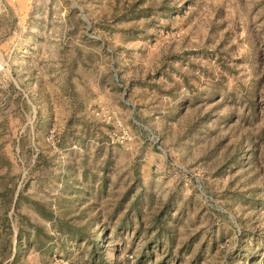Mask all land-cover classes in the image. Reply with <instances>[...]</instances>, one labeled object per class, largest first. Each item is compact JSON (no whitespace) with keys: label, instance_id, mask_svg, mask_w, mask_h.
Listing matches in <instances>:
<instances>
[{"label":"rangeland","instance_id":"1","mask_svg":"<svg viewBox=\"0 0 264 264\" xmlns=\"http://www.w3.org/2000/svg\"><path fill=\"white\" fill-rule=\"evenodd\" d=\"M100 259L264 264V0H0V264Z\"/></svg>","mask_w":264,"mask_h":264},{"label":"trees","instance_id":"2","mask_svg":"<svg viewBox=\"0 0 264 264\" xmlns=\"http://www.w3.org/2000/svg\"><path fill=\"white\" fill-rule=\"evenodd\" d=\"M92 249L94 250V252L92 251V255H97L98 258H102V255L99 253L98 249H99V246H98V240H95L92 244ZM101 260V259H100ZM102 261V260H101ZM102 263L104 264L105 262L102 261Z\"/></svg>","mask_w":264,"mask_h":264}]
</instances>
